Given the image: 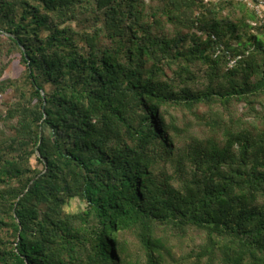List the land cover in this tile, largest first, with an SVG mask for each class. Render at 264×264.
I'll return each mask as SVG.
<instances>
[{
	"label": "trees",
	"instance_id": "trees-1",
	"mask_svg": "<svg viewBox=\"0 0 264 264\" xmlns=\"http://www.w3.org/2000/svg\"><path fill=\"white\" fill-rule=\"evenodd\" d=\"M5 43L0 264H264V9L0 0Z\"/></svg>",
	"mask_w": 264,
	"mask_h": 264
},
{
	"label": "rangeland",
	"instance_id": "rangeland-1",
	"mask_svg": "<svg viewBox=\"0 0 264 264\" xmlns=\"http://www.w3.org/2000/svg\"><path fill=\"white\" fill-rule=\"evenodd\" d=\"M5 42V41H4ZM8 51V45L7 43H5L4 46V52H0V62H6L8 60H10V58H12L13 54L10 56H8L7 54ZM23 70V67L21 66L19 60H12L9 70L7 72V74L11 75V76H20L21 72ZM13 97V94H4V95H0V107H3L1 105L2 101L5 99H11ZM181 116L183 115V113H179ZM83 206V204L79 201V200H74L69 206H67L68 210H76L79 209Z\"/></svg>",
	"mask_w": 264,
	"mask_h": 264
},
{
	"label": "built area",
	"instance_id": "built-area-1",
	"mask_svg": "<svg viewBox=\"0 0 264 264\" xmlns=\"http://www.w3.org/2000/svg\"><path fill=\"white\" fill-rule=\"evenodd\" d=\"M208 1H218V0H208ZM247 2L250 6L255 8L259 13L264 9V0H241ZM234 64V61L231 62V65Z\"/></svg>",
	"mask_w": 264,
	"mask_h": 264
}]
</instances>
